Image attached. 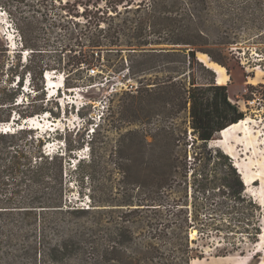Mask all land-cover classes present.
<instances>
[{"label":"trees","instance_id":"16d2710c","mask_svg":"<svg viewBox=\"0 0 264 264\" xmlns=\"http://www.w3.org/2000/svg\"><path fill=\"white\" fill-rule=\"evenodd\" d=\"M55 2H38L33 15L6 8L31 58L16 73V97L0 99V264H192L258 243L261 205L232 157L211 146L245 113L228 86L199 82L197 72L206 67L197 54L209 53L206 0H66L59 8ZM99 67L109 76L127 72L133 82L101 119L129 122L124 138L139 141L129 146L143 152L144 179H131L136 158L119 157L121 179L104 183L124 198L113 204L107 194L96 200L94 174H85L96 208L86 210L66 204L65 158L48 154L33 128L22 126L49 112L40 95L48 71H62L71 88L72 74L81 85ZM164 73L170 76L159 78ZM148 74L156 78L145 84ZM26 75L40 106L24 98ZM162 115L173 117L172 128H148ZM11 123L15 128L4 130ZM136 189L143 193L138 202ZM93 213L99 216L89 219Z\"/></svg>","mask_w":264,"mask_h":264},{"label":"rangeland","instance_id":"374dc122","mask_svg":"<svg viewBox=\"0 0 264 264\" xmlns=\"http://www.w3.org/2000/svg\"><path fill=\"white\" fill-rule=\"evenodd\" d=\"M55 1L58 8L64 6L66 2L63 0L60 5L57 0ZM5 2L8 7L0 3V99L9 95L11 100L16 97L20 86L16 73L19 67L31 58V51L22 49L20 36L8 10L16 11L18 8L26 12V15H33L38 2L43 4V0ZM58 8H54L51 14ZM206 50L209 53L197 54L198 60L207 58L224 69L225 78L219 85L228 86L232 101L241 107L245 119L250 120L246 129L242 128L230 136L226 146L235 150L248 175L254 180L247 191L261 205L262 236L255 245L246 246L244 253L238 252L227 257L207 254L205 258L197 259L192 264H264V0H206ZM113 62L116 63L115 60ZM204 66L206 72L199 70L197 72L199 82L207 84L215 79L217 83V74L205 64ZM94 69L95 77L81 85H76L77 77L72 74L68 80L74 84L71 88L65 84L66 75L62 71H48L51 72L54 83L47 89L46 84L49 81L44 77L45 88L40 95H46L44 105L48 108L49 115L47 117L41 115L36 127L33 128L37 137L44 141L48 154L65 158L64 177L68 183L66 204L86 210L96 208L90 197L91 183L81 181L85 174H94L95 192L91 194L96 200L100 201L108 195L113 204H121L124 198L118 187L112 186L111 191L109 188L106 189L104 183L110 179L117 184L121 179L119 157L136 158V165L130 171L131 179L136 183L144 179L140 171L143 152L138 149L139 146H129L139 141L134 137L124 138L131 128L129 122L118 120L109 124V121L104 120L107 118L108 107L112 105L116 109L123 93L129 90V84L133 82L129 80L127 72L112 73L109 76V73L103 72L102 67ZM104 73L109 76V80H106L108 77H105ZM158 76L166 78L170 74ZM86 78H89V75ZM155 78V74L146 75L145 84L152 83ZM29 79L30 77L26 75L24 87H21L26 94L24 98L40 106L41 101L34 100L36 93L31 90ZM167 109L169 112L172 109L170 102ZM16 117L15 123L18 115ZM174 122L172 116L162 115L153 120L148 128L153 129L158 125L172 128ZM221 139L219 135L216 143ZM152 140L150 136L147 137L148 142ZM93 157L96 159L95 165L90 163ZM80 160H84L82 168L78 166ZM132 195V200L136 202L143 197L139 189ZM110 214L109 212L103 215L108 217ZM91 215L89 219L95 215L99 216L98 213Z\"/></svg>","mask_w":264,"mask_h":264},{"label":"bare ground","instance_id":"6f19581e","mask_svg":"<svg viewBox=\"0 0 264 264\" xmlns=\"http://www.w3.org/2000/svg\"><path fill=\"white\" fill-rule=\"evenodd\" d=\"M201 62H203L206 66H208V68H210L211 70H213L217 76H218V81L217 83L218 84H222L223 81H224V78H225V71L222 67H220L219 65L215 64V63H212L210 62L207 58H201L200 60ZM46 76L49 77V79H46V81H49V84H52L54 83V81H52V75H51V72H48L46 74ZM51 89V88H50ZM49 115V113H46V114H43L42 116L43 117H47ZM40 117L41 116H36V117H33V118H29L27 119L25 122H30L28 124L29 125V128H34L36 127L35 125H37V122L38 120H40ZM250 120L248 118L244 119V120H241L239 123H236V124H233L231 126H229L228 128H226L225 130H223L220 134L221 136V140H219L217 143L218 146H220L221 148H223V150L232 157L233 161L235 162V166L236 168L239 169V172L241 174H244L243 176V179L245 180L246 182V186L247 188L254 182L253 178L250 177L246 171V168H245V165L243 163H241L240 159L238 158L235 150L232 148V147H228L226 146V143H227V140L230 138V136L237 132V131H240L242 130V128H245L247 123L249 122ZM4 130L6 131H10L11 128H7V126L3 127ZM246 129V128H245ZM262 236V235H261Z\"/></svg>","mask_w":264,"mask_h":264},{"label":"water","instance_id":"95a60500","mask_svg":"<svg viewBox=\"0 0 264 264\" xmlns=\"http://www.w3.org/2000/svg\"><path fill=\"white\" fill-rule=\"evenodd\" d=\"M203 63V62H202ZM45 78H46V75H45ZM26 121V120H25ZM23 122V126L22 127H24V126H28V125H30V124H28V123H30V122ZM7 126V128H12V129H14L15 127H14V123H11V124H8V125H6ZM5 127V126H4ZM222 134V133H221ZM214 145H217V143H216V141H213L212 143H211V146H214ZM216 147H219V146H216ZM222 149V148H221ZM231 157V156H230ZM239 170V169H238ZM244 175L242 174V177H243ZM244 182H245V180H244ZM245 184H246V182H245Z\"/></svg>","mask_w":264,"mask_h":264},{"label":"built area","instance_id":"2783aa9c","mask_svg":"<svg viewBox=\"0 0 264 264\" xmlns=\"http://www.w3.org/2000/svg\"><path fill=\"white\" fill-rule=\"evenodd\" d=\"M95 69L91 70V74L94 75L95 74ZM48 78V76H46V79ZM48 87V86H47ZM48 89V88H47Z\"/></svg>","mask_w":264,"mask_h":264},{"label":"clouds","instance_id":"9594fccd","mask_svg":"<svg viewBox=\"0 0 264 264\" xmlns=\"http://www.w3.org/2000/svg\"><path fill=\"white\" fill-rule=\"evenodd\" d=\"M46 86H47V84H46Z\"/></svg>","mask_w":264,"mask_h":264}]
</instances>
